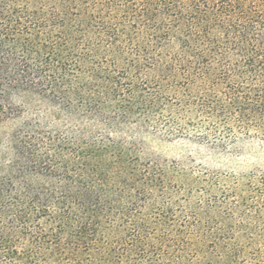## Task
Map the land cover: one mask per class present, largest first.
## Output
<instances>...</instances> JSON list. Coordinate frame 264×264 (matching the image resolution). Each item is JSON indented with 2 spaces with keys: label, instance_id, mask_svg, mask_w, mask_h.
<instances>
[{
  "label": "trees",
  "instance_id": "obj_1",
  "mask_svg": "<svg viewBox=\"0 0 264 264\" xmlns=\"http://www.w3.org/2000/svg\"><path fill=\"white\" fill-rule=\"evenodd\" d=\"M147 136L264 140V0H0V264H264V171Z\"/></svg>",
  "mask_w": 264,
  "mask_h": 264
},
{
  "label": "rangeland",
  "instance_id": "obj_2",
  "mask_svg": "<svg viewBox=\"0 0 264 264\" xmlns=\"http://www.w3.org/2000/svg\"><path fill=\"white\" fill-rule=\"evenodd\" d=\"M24 101L26 107L35 105V101L30 98ZM144 141L147 151L165 159L182 160L190 155L194 163L201 164L208 173L217 175L220 186L230 184L228 177L230 174L240 176L264 171V140L261 139H246L237 147H227L223 151L184 140H166L147 136Z\"/></svg>",
  "mask_w": 264,
  "mask_h": 264
}]
</instances>
